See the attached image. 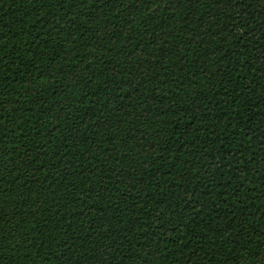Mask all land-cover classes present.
Returning a JSON list of instances; mask_svg holds the SVG:
<instances>
[{"label":"trees","instance_id":"16d2710c","mask_svg":"<svg viewBox=\"0 0 264 264\" xmlns=\"http://www.w3.org/2000/svg\"><path fill=\"white\" fill-rule=\"evenodd\" d=\"M262 50L264 0H0V264H264Z\"/></svg>","mask_w":264,"mask_h":264},{"label":"snow or ice","instance_id":"6c2138e0","mask_svg":"<svg viewBox=\"0 0 264 264\" xmlns=\"http://www.w3.org/2000/svg\"><path fill=\"white\" fill-rule=\"evenodd\" d=\"M132 2L134 3V2H135V0H132ZM169 2H170V3H173V4H175V3H176V0H169ZM216 2H223V3H227V2H228V0H216ZM237 39H240V37H237ZM262 56H264V50H262ZM0 259H2V258H0Z\"/></svg>","mask_w":264,"mask_h":264}]
</instances>
